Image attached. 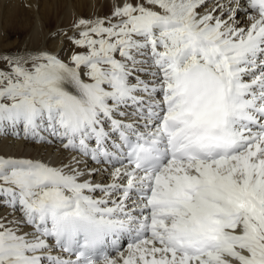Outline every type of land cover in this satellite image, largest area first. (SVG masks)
<instances>
[{
    "label": "snow or ice",
    "instance_id": "1",
    "mask_svg": "<svg viewBox=\"0 0 264 264\" xmlns=\"http://www.w3.org/2000/svg\"><path fill=\"white\" fill-rule=\"evenodd\" d=\"M73 28L0 53V140L60 153L0 150V264H264V0Z\"/></svg>",
    "mask_w": 264,
    "mask_h": 264
},
{
    "label": "bare ground",
    "instance_id": "2",
    "mask_svg": "<svg viewBox=\"0 0 264 264\" xmlns=\"http://www.w3.org/2000/svg\"><path fill=\"white\" fill-rule=\"evenodd\" d=\"M113 2L114 0H0V52L4 49L1 46L2 27L16 25L25 31V43L21 45L19 51L12 50L10 54H23L25 50H48L64 56L70 55L68 49L71 42L67 37L75 32L73 24L80 18L109 14ZM240 21L241 23L246 21L243 14ZM40 42L42 46L39 45ZM0 150L33 156L42 155L52 159L60 155L56 152L55 146L45 148L12 139L0 140Z\"/></svg>",
    "mask_w": 264,
    "mask_h": 264
},
{
    "label": "rangeland",
    "instance_id": "3",
    "mask_svg": "<svg viewBox=\"0 0 264 264\" xmlns=\"http://www.w3.org/2000/svg\"><path fill=\"white\" fill-rule=\"evenodd\" d=\"M3 26V25H2ZM3 26L2 27V35H3V38H2V43H1V46L4 48L3 51H1L0 53H7V50L8 52L10 53L12 50L14 52H17L19 51L21 48V45H23L25 43V38H26V34H25V31H23L22 29H19L18 26L16 25H12L11 26H8V27H5ZM16 27V28H15ZM6 30V31H4ZM19 30H21L22 32H19ZM18 31V32H16ZM24 33V34H23ZM52 35V33H51ZM22 43V44H21ZM42 42L39 43V45H41ZM47 44H50V43H47ZM43 45V44H42ZM41 45V46H42ZM11 46V47H10ZM13 46V47H12ZM6 49V51H5ZM69 51V52H68ZM68 53H71L72 51V44H69V49H68Z\"/></svg>",
    "mask_w": 264,
    "mask_h": 264
}]
</instances>
